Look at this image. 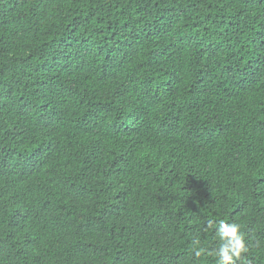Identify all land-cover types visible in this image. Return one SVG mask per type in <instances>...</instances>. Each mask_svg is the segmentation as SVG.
Segmentation results:
<instances>
[{"label": "trees", "instance_id": "16d2710c", "mask_svg": "<svg viewBox=\"0 0 264 264\" xmlns=\"http://www.w3.org/2000/svg\"><path fill=\"white\" fill-rule=\"evenodd\" d=\"M264 264V0H0V264Z\"/></svg>", "mask_w": 264, "mask_h": 264}, {"label": "clouds", "instance_id": "9594fccd", "mask_svg": "<svg viewBox=\"0 0 264 264\" xmlns=\"http://www.w3.org/2000/svg\"><path fill=\"white\" fill-rule=\"evenodd\" d=\"M209 226L215 230L218 246L209 251L198 236L193 238L191 250L197 258L212 255L217 264H250L246 255L249 243L238 222L220 219L216 222L209 221Z\"/></svg>", "mask_w": 264, "mask_h": 264}]
</instances>
